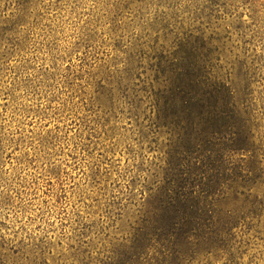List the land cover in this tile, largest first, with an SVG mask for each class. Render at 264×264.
<instances>
[{
	"label": "rangeland",
	"instance_id": "rangeland-1",
	"mask_svg": "<svg viewBox=\"0 0 264 264\" xmlns=\"http://www.w3.org/2000/svg\"><path fill=\"white\" fill-rule=\"evenodd\" d=\"M233 10L215 0H0V264L130 255L169 160L150 89L158 55L201 57L228 81L248 113L226 120L248 122V164L264 170V24ZM263 179L252 191L258 216L194 243L181 264H264Z\"/></svg>",
	"mask_w": 264,
	"mask_h": 264
},
{
	"label": "trees",
	"instance_id": "trees-1",
	"mask_svg": "<svg viewBox=\"0 0 264 264\" xmlns=\"http://www.w3.org/2000/svg\"><path fill=\"white\" fill-rule=\"evenodd\" d=\"M215 1L233 7L238 19L264 24V0ZM176 55L157 56L150 82L157 124L170 136L167 168L143 205L130 255L111 264L190 262L194 243L232 236L262 206L252 196L264 170L248 164V122L226 120L246 115L248 106L205 59ZM243 153L248 160L234 161Z\"/></svg>",
	"mask_w": 264,
	"mask_h": 264
}]
</instances>
